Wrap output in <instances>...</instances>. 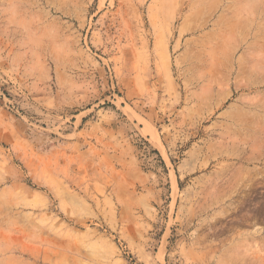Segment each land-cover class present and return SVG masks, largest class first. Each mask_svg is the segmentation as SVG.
<instances>
[{"label": "rangeland", "instance_id": "1", "mask_svg": "<svg viewBox=\"0 0 264 264\" xmlns=\"http://www.w3.org/2000/svg\"><path fill=\"white\" fill-rule=\"evenodd\" d=\"M0 264H264V0H0Z\"/></svg>", "mask_w": 264, "mask_h": 264}]
</instances>
